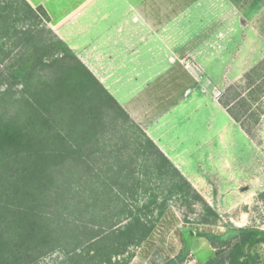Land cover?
Returning a JSON list of instances; mask_svg holds the SVG:
<instances>
[{
  "label": "trees",
  "instance_id": "1",
  "mask_svg": "<svg viewBox=\"0 0 264 264\" xmlns=\"http://www.w3.org/2000/svg\"><path fill=\"white\" fill-rule=\"evenodd\" d=\"M48 24L42 7L0 0V264H131L172 202L216 225L217 211ZM255 72L264 78V61ZM234 90L219 102L250 135ZM119 122L135 136L111 150ZM207 238L214 256L201 264H264V230ZM186 249L165 264H184Z\"/></svg>",
  "mask_w": 264,
  "mask_h": 264
},
{
  "label": "crops",
  "instance_id": "2",
  "mask_svg": "<svg viewBox=\"0 0 264 264\" xmlns=\"http://www.w3.org/2000/svg\"><path fill=\"white\" fill-rule=\"evenodd\" d=\"M26 1L47 12L48 27L208 203L235 202L232 210L243 201L241 193L248 191L247 184L252 183V164L239 165L228 155L235 147L236 129L252 144L251 136L218 100L211 98L191 70L193 65L187 67L181 61L203 53L214 56L220 46L210 31L214 23H209L212 16H217V0ZM230 48L229 44V53ZM228 50L220 56H226ZM204 107L215 111L213 123L219 114L225 118L224 128L204 142L206 150L200 144L201 138L192 140L200 134L198 121ZM192 120L193 131H179L178 125ZM208 252L202 263L214 256L210 245ZM195 262L201 264L196 258Z\"/></svg>",
  "mask_w": 264,
  "mask_h": 264
},
{
  "label": "rangeland",
  "instance_id": "3",
  "mask_svg": "<svg viewBox=\"0 0 264 264\" xmlns=\"http://www.w3.org/2000/svg\"><path fill=\"white\" fill-rule=\"evenodd\" d=\"M217 7L214 12L217 16H212L209 22L214 23L210 31L213 36H217L220 44L214 51V56L203 53L196 58H182L181 61L185 66L188 63L190 67L193 65L191 70H194L199 81L204 83V88L209 90L213 100L219 101L224 91L229 86H234V91L241 93L247 101L248 105L244 108L243 104H237L236 111L243 117L252 144L236 129L235 147L230 150L228 158H236L237 164L246 167L252 164V183L247 184L248 191L241 193L245 196L243 201L232 210L235 202L215 200L209 203L221 216L216 225L195 223L199 219L198 213L202 212L200 207L196 209L197 214H194L179 203L172 202L156 224V229L153 230L155 233L137 250L136 259L131 264H165L183 253L185 243L188 244V249L184 264H197L195 258L202 263L206 260L207 253L209 255L210 242L207 235L225 237L232 231V227L264 230V78L260 80L255 72L256 67L264 61V0H217ZM229 44L232 46L230 53ZM227 50L226 56H220ZM247 75L251 77L246 78ZM201 111L198 121L200 134L192 140L201 138L200 144L206 150L204 142L209 141L210 135H214L215 131L224 128L225 118L219 114L217 122L213 123L215 111L211 107H204ZM178 117L183 118L181 115ZM196 119L197 116L194 120ZM194 120L178 125L181 127L179 131H193ZM228 130L232 131V128ZM210 131L212 133L208 135ZM108 136L115 139L111 147V150H114L113 147L118 146L116 143L123 146L126 136L134 138L135 127L130 122H119L110 128ZM132 145L128 144V150L132 149ZM158 212L155 211V215ZM194 238L196 239L190 246ZM179 247V253L170 258ZM256 252L264 263V246H259ZM45 264L55 263L46 261Z\"/></svg>",
  "mask_w": 264,
  "mask_h": 264
},
{
  "label": "built area",
  "instance_id": "4",
  "mask_svg": "<svg viewBox=\"0 0 264 264\" xmlns=\"http://www.w3.org/2000/svg\"><path fill=\"white\" fill-rule=\"evenodd\" d=\"M186 66L189 67V63Z\"/></svg>",
  "mask_w": 264,
  "mask_h": 264
},
{
  "label": "water",
  "instance_id": "5",
  "mask_svg": "<svg viewBox=\"0 0 264 264\" xmlns=\"http://www.w3.org/2000/svg\"><path fill=\"white\" fill-rule=\"evenodd\" d=\"M245 211H247V209L245 208Z\"/></svg>",
  "mask_w": 264,
  "mask_h": 264
}]
</instances>
